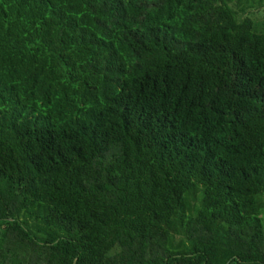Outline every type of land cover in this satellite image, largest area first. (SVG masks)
<instances>
[{
	"label": "trees",
	"instance_id": "trees-1",
	"mask_svg": "<svg viewBox=\"0 0 264 264\" xmlns=\"http://www.w3.org/2000/svg\"><path fill=\"white\" fill-rule=\"evenodd\" d=\"M264 0H0V264H264Z\"/></svg>",
	"mask_w": 264,
	"mask_h": 264
},
{
	"label": "rangeland",
	"instance_id": "rangeland-1",
	"mask_svg": "<svg viewBox=\"0 0 264 264\" xmlns=\"http://www.w3.org/2000/svg\"><path fill=\"white\" fill-rule=\"evenodd\" d=\"M250 17H252L256 21H261L264 18V3L258 7L249 8Z\"/></svg>",
	"mask_w": 264,
	"mask_h": 264
}]
</instances>
